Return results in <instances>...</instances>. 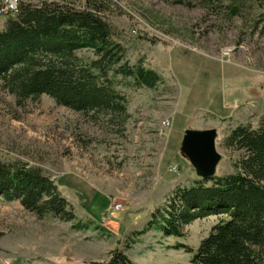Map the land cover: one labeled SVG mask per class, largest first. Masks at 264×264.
Segmentation results:
<instances>
[{"label": "rangeland", "instance_id": "374dc122", "mask_svg": "<svg viewBox=\"0 0 264 264\" xmlns=\"http://www.w3.org/2000/svg\"><path fill=\"white\" fill-rule=\"evenodd\" d=\"M95 1L106 5L126 60L154 69L161 82L148 88L115 78L127 99L122 123L47 94L19 105L0 81V161L42 170L76 214L40 218L19 200L0 198V264H100L118 248L134 264H193V253L176 247L196 250L221 216L195 220L182 237H165L160 221L150 223L177 186L202 179L181 152L187 129H217L216 175H226L241 154L225 146L227 136L264 120V28L251 20L261 10L248 2L229 20L200 0ZM8 19L0 17V30Z\"/></svg>", "mask_w": 264, "mask_h": 264}, {"label": "trees", "instance_id": "16d2710c", "mask_svg": "<svg viewBox=\"0 0 264 264\" xmlns=\"http://www.w3.org/2000/svg\"><path fill=\"white\" fill-rule=\"evenodd\" d=\"M200 1L229 20L242 15L250 2L261 10L251 19L253 27L262 24L264 28V0ZM105 9L103 2L95 0L81 6L19 1L17 16L9 17L0 30L3 88L19 105L47 94L75 111L109 114L124 123L129 116L127 99L115 78L132 77L138 86L154 88L162 77L142 63L131 65L126 60V48L116 39V28ZM83 50L93 51L95 57L81 55ZM225 146L241 152L235 171L177 186L150 224L158 220L165 237H182L195 220L221 216L196 250L183 244L176 248L193 253V264H264V120L257 128L236 126ZM0 198L19 200L40 218H76L56 181L27 164L0 161ZM100 264L134 263L126 250L118 248Z\"/></svg>", "mask_w": 264, "mask_h": 264}, {"label": "water", "instance_id": "95a60500", "mask_svg": "<svg viewBox=\"0 0 264 264\" xmlns=\"http://www.w3.org/2000/svg\"><path fill=\"white\" fill-rule=\"evenodd\" d=\"M217 137L218 131L215 128H189L185 131L181 152L203 179L216 175L217 167L222 159V154L217 149Z\"/></svg>", "mask_w": 264, "mask_h": 264}, {"label": "built area", "instance_id": "2783aa9c", "mask_svg": "<svg viewBox=\"0 0 264 264\" xmlns=\"http://www.w3.org/2000/svg\"><path fill=\"white\" fill-rule=\"evenodd\" d=\"M20 0H0V17H16ZM17 264H23L22 262Z\"/></svg>", "mask_w": 264, "mask_h": 264}]
</instances>
